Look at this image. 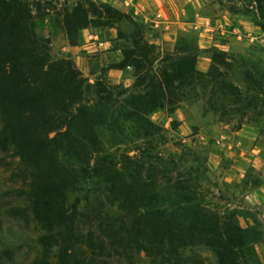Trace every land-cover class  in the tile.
Listing matches in <instances>:
<instances>
[{
	"label": "trees",
	"instance_id": "1",
	"mask_svg": "<svg viewBox=\"0 0 264 264\" xmlns=\"http://www.w3.org/2000/svg\"><path fill=\"white\" fill-rule=\"evenodd\" d=\"M254 2L264 18V0ZM36 9L0 0V155L22 168L10 208L33 225L29 264H138L141 252L147 264H208L205 251L213 264H259L255 217L242 226L236 210L209 207L207 169L189 149H165L148 115L204 96L220 121L239 128L252 119L264 133V66L184 39L161 51L145 23L107 2L78 1L61 13L71 44L87 26H127L116 37L129 45L108 67H130L133 89L114 91L69 57H51ZM201 51L210 53L206 70L196 67Z\"/></svg>",
	"mask_w": 264,
	"mask_h": 264
},
{
	"label": "rangeland",
	"instance_id": "2",
	"mask_svg": "<svg viewBox=\"0 0 264 264\" xmlns=\"http://www.w3.org/2000/svg\"><path fill=\"white\" fill-rule=\"evenodd\" d=\"M78 1L84 0H28L33 12L37 11L38 4V13H42L35 18L36 32L49 40L52 58L69 57L90 82L100 77L114 91H131L133 70L130 67H108L120 59V49L129 45L124 39L116 37L117 29L127 30L125 22L113 27L82 28L78 31L75 44H71L60 24L61 13L70 10ZM90 1L107 2L145 23L146 39L156 43L161 51L173 50L184 39L201 49L215 46L264 66V18L258 17L254 0H200L209 8L207 13L210 18L220 16L222 12H232L255 26L254 30L231 34L227 43L220 46L209 42L206 35H199L193 25L179 22L167 29L157 20H150L156 15L161 17L160 13L164 10L159 5H164L162 1ZM188 7L180 20L193 17V7L191 4ZM249 31L250 36H246ZM209 56L208 51H201L196 67L206 70L210 64ZM205 101L204 96L183 99L172 112L158 109L148 116L162 129L166 139L165 149L172 153L189 149L199 157V162L207 169L201 180V190L209 207L236 210L242 226L255 217L263 229V239L255 243L254 248L258 263L264 264V133L260 124L252 119L243 120L239 128L236 120L220 121L218 113L210 110ZM0 159V260L4 264H29L33 252L29 251L27 244L34 233L33 225L26 214L10 208L15 203L14 187L22 181V168H16V163L6 156L0 155ZM5 247L7 253L3 250ZM202 254L208 264H213L211 254L206 251ZM47 260L45 263L41 261V264H54L52 258ZM136 260L138 264H147V255L141 252Z\"/></svg>",
	"mask_w": 264,
	"mask_h": 264
},
{
	"label": "crops",
	"instance_id": "3",
	"mask_svg": "<svg viewBox=\"0 0 264 264\" xmlns=\"http://www.w3.org/2000/svg\"><path fill=\"white\" fill-rule=\"evenodd\" d=\"M141 1L145 2V0ZM159 1L164 3V5H159L160 9L164 10V12L161 11V17L156 15L150 20H157L156 22L164 24L167 29H170L179 22L186 25H193L199 35H206L209 38L208 41H211V43L216 46H220L219 44H226L231 34L235 33L238 35L240 31L244 32L245 30H254L255 28V26L250 25L248 21L239 19V17L232 12H222L220 16L210 18L207 13L209 8L200 0ZM113 3H115V0H113ZM188 4H191L193 7V17H186V19L180 20V16L185 13V9L189 10V7L187 8ZM250 34L249 31L246 33V36H250Z\"/></svg>",
	"mask_w": 264,
	"mask_h": 264
}]
</instances>
